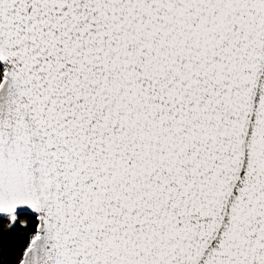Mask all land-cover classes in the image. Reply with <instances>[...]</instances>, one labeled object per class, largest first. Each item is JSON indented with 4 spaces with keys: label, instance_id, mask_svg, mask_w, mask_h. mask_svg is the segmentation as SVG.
I'll return each mask as SVG.
<instances>
[{
    "label": "snow or ice",
    "instance_id": "1",
    "mask_svg": "<svg viewBox=\"0 0 264 264\" xmlns=\"http://www.w3.org/2000/svg\"><path fill=\"white\" fill-rule=\"evenodd\" d=\"M0 264H264V0H0Z\"/></svg>",
    "mask_w": 264,
    "mask_h": 264
}]
</instances>
